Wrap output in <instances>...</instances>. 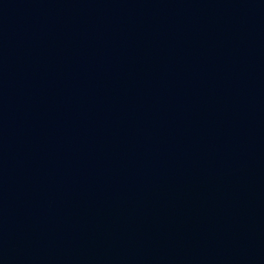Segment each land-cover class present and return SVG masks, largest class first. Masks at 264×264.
<instances>
[{"label":"water","instance_id":"95a60500","mask_svg":"<svg viewBox=\"0 0 264 264\" xmlns=\"http://www.w3.org/2000/svg\"><path fill=\"white\" fill-rule=\"evenodd\" d=\"M0 264H264V0H0Z\"/></svg>","mask_w":264,"mask_h":264}]
</instances>
